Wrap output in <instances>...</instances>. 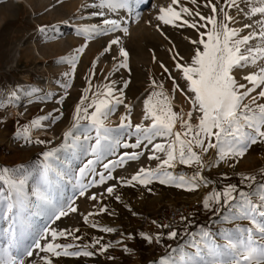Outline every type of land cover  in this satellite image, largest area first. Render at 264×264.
Wrapping results in <instances>:
<instances>
[{"label":"rangeland","instance_id":"rangeland-1","mask_svg":"<svg viewBox=\"0 0 264 264\" xmlns=\"http://www.w3.org/2000/svg\"><path fill=\"white\" fill-rule=\"evenodd\" d=\"M84 1L0 0V168L16 169V174L25 179V191L29 195L40 182L41 166L44 162L42 153L61 148L64 143V133L73 126L75 108L80 104L85 89L90 88L87 92L89 98L84 101L83 106L91 103L93 93L103 90L105 84L114 82L115 95L123 94V103L117 105L114 110V117L118 116L116 118L118 121H105L107 127L118 130L121 144L135 142V136L130 133L136 125L151 124V119H145L144 101L152 92L161 91L158 85H163L162 90L167 94L170 104L171 95L183 104L187 114L193 111L190 99L193 94L187 90L182 72L176 69L172 57L178 52L179 56L183 57L181 63H190L196 47L190 43V40L198 39L199 35L195 29L187 26L163 25L156 19L159 8L167 7L171 0H146L142 8V11L146 13L140 14V27L145 31L143 35L119 38L115 32H108L96 34L91 39L81 35L78 29L90 26L85 21L87 18L92 17L91 22L98 24L101 17L93 14L99 10L98 4L94 5L96 8H91L86 13L77 12L80 10L76 3L82 6ZM205 2L206 0H197V4L193 5L190 0H181V3L193 12L200 11L202 15L207 16L211 13L210 8L204 6ZM212 2L216 3V0ZM219 7H225L226 11L232 15L234 8L228 9L224 0H220ZM239 15L245 18L242 13ZM186 18L197 21L199 19L195 16ZM217 18H221L219 14ZM235 23L236 19L229 26L237 28ZM117 37L119 44L113 45L110 51H105L109 42ZM82 46H85L84 51L77 56L76 49ZM35 47L38 48V53L34 51ZM121 48L127 52V67L119 66L124 61L120 55ZM64 58H75L74 70L70 63L64 62ZM161 64L169 71L165 72ZM241 72L242 70H236L234 75L238 82L246 83L242 79L244 75ZM153 81H156V86L152 85V89L146 93L143 105L136 106L133 112L126 113L125 107H130L128 104L130 100L147 84H153ZM174 81L179 85L176 90H173ZM16 93L20 95L44 93V95L19 106L14 99ZM156 99L157 97H153V102ZM258 102L264 103V99ZM244 103H248V100L246 99ZM171 107L182 116L183 112L180 108L173 104ZM92 110L94 109H89V111ZM198 115V112L193 111V123L196 122L195 118ZM40 117H48V119L41 120L39 128L32 127V121ZM184 119H187V115ZM122 121L124 124L130 122L132 128L121 129ZM86 123L82 121V124ZM25 127H28L27 134L31 142L17 137V133H22ZM40 129L47 134H42ZM178 130H180L179 123L174 131ZM81 132L83 129L78 130L76 134L81 136ZM91 134L94 135V133ZM37 135L40 136L35 137ZM37 141H45V143H37ZM159 142H162L159 138L154 141V143ZM81 143H83V136H81ZM84 148H87V144H84ZM133 151H143L144 154L136 161H128L124 166L117 167L112 172L113 179L88 187L83 196L79 195L78 169L88 159H94V157L83 149L61 150L57 153L59 167L67 171L68 175L57 181L51 191L54 197L59 195L62 202L74 201L73 206L77 208V211L50 224L51 228L58 231L63 229L71 231V235L58 237L56 243L73 244L74 247L68 249L69 251L81 250L84 245H92L95 240H99L100 243L87 249L94 253L91 257H53L49 253H40L36 250L33 257L26 260V264H44L41 256H48L52 264H161V259H166L178 246L181 249L192 250L194 237L198 243L202 231L209 232L212 238L222 243L224 233L234 232L237 226H249L248 221L245 220L231 222L225 220V216L231 215L230 209H226L219 219L214 220L210 214L215 203H212L209 209H205L203 200L213 192H223L228 186L225 185L221 190L215 191L213 183L208 179L212 174L228 176L264 170V141L251 145L242 157L219 160L215 149L202 153L206 165L215 162L212 166L199 168L197 165L189 167L177 163L173 169H170L174 174L183 173L191 176L200 171L206 179L207 184H201L198 189L192 191L171 184H161L158 181H153L146 186L136 182H134L135 186L123 184L121 178L130 179L140 168L154 169L159 163L158 160L148 158L151 152L143 146L141 149L117 147L115 154L108 155L101 163L94 165L96 172H104L102 164L108 159L115 160L120 154ZM158 155L163 158L164 154L158 153ZM93 178L99 180L98 175L89 174L83 178V182L88 183ZM110 186L114 187L112 194L106 192V188ZM93 194L96 195V200L90 198ZM251 195L256 197L257 192L254 190ZM116 196L120 197L119 201L116 200ZM195 197H201L202 204L193 213L200 212L207 215L211 221H214L213 226L195 230L178 244L175 243V238L169 239L164 235L157 243L155 237L160 234L158 232L160 223L158 220L147 223L146 217H155L167 203ZM101 207H106L107 212H100ZM89 213L93 215H88ZM85 216H88L87 222L84 220ZM6 217L7 213L3 205H0V232L10 223ZM45 223H48L46 217H30L33 233L42 229ZM104 227L114 228L115 231L103 232L101 229ZM76 229L79 231H75ZM141 233L152 236L153 242L149 243L142 238ZM74 237L80 239L77 240ZM102 245L111 246L101 253L99 248ZM125 246L127 251L124 250ZM168 247L170 250H167Z\"/></svg>","mask_w":264,"mask_h":264},{"label":"snow or ice","instance_id":"snow-or-ice-1","mask_svg":"<svg viewBox=\"0 0 264 264\" xmlns=\"http://www.w3.org/2000/svg\"><path fill=\"white\" fill-rule=\"evenodd\" d=\"M143 2L144 0H140V3ZM134 3L135 0H99V10L94 15L101 17L100 22L78 29V32L85 38L117 30L126 33L127 28L122 26L119 19L108 17L122 10H130L134 7ZM190 3L196 5L197 0H190ZM219 3L220 0H216V3L206 0L204 6L210 8L211 14L205 16L200 11L193 12L192 9L184 6L181 0H171L167 7L159 8V14L156 16L163 25L187 26L198 32L199 38L190 40V43L196 46L190 63H181L183 57H180L178 52L172 57L176 69L182 72L187 90L193 94L190 98L192 109L199 113L195 123H193V111H190L187 119H184L172 109L161 84L158 85L161 91L152 92L144 101L145 119H151V124L136 125L130 133L135 136V142L121 144L118 130L105 125V121L115 107L123 103V94L115 95L116 89L112 82L105 84L103 90L93 93L91 103L87 106L83 104L89 98L87 92L90 88L85 89L80 104L75 108L73 126L64 133V143L61 148L42 153L44 162L41 166L40 182L31 195L25 191L26 181L16 174V169L0 168V205H3L7 213L6 218L10 221L8 227L0 232V240H2L0 264H26V260L32 258L36 250L40 253H49L53 257L94 255L87 249L95 247L100 243L99 240H95L92 245H84L81 250L69 251L68 249L74 247L73 244H60L56 243V240L58 237L71 235V231L67 229L58 231L50 227V224H54L61 217L77 211L73 206L74 201L62 202L59 195L54 197L51 191L57 181L68 175L67 171L59 167L57 153L61 150L83 149L94 157L88 159L78 169L79 195L83 196L88 187L113 179L112 172L117 167L124 166L128 161H136L144 154L143 151L124 152L115 160L108 159L102 164L104 172L97 173L94 165L101 163L108 155L115 154L116 148L120 146L132 149H141L143 146L151 152L148 157L150 160L159 161L154 169L140 168L130 179L121 178L123 184L135 186L134 182H136L146 186L158 181L161 184H171L192 191L198 189L201 184H207L206 179L200 171L191 176L183 173L174 174L170 169H173L177 163L189 167L197 165L199 168L212 166L215 162L206 165L202 153L215 149L219 160L242 157L251 145L264 141V103L258 102L264 99V64L259 63L264 61V0H224L228 9L235 8L238 14L242 13L246 19L252 21L243 25L244 29H252L243 35L241 34L243 29L229 26L230 23L235 22V17L230 15L225 7L218 8ZM218 14L220 19L217 18ZM257 15L260 19L253 20ZM194 16L199 18L198 21L186 18ZM157 27L159 29V25ZM254 41L259 43H253ZM119 42L118 37L112 39L105 51H110L111 47ZM84 47L76 49L77 56L83 53ZM120 55L124 61L119 66L127 67L126 50L121 48ZM64 62L70 63L74 70L75 58H64ZM253 66L256 70L242 77L246 83L238 82L234 72ZM161 67L165 72L169 71L163 64ZM152 83L156 86V81ZM178 87L179 85L174 81L173 90ZM153 97H157L155 102ZM246 99L248 103H244ZM89 109L94 110L89 111ZM44 119L48 117L33 120L31 126L39 128L41 120ZM82 121L87 123L82 124ZM177 123L180 130L174 131ZM120 128H132V125L130 122L124 124L122 121ZM80 129H83L81 132L83 143L81 136L76 134ZM27 133L28 127H25L22 133H17V137L31 142ZM158 138L162 142L154 143ZM37 143H45V141H37ZM84 144H87V148H84ZM158 153L164 154L163 158ZM89 174L98 175L99 180L93 178L88 183H84L83 178ZM245 181L250 182L251 187L256 182V177L243 176L242 182ZM255 191L257 195L253 197L249 192L238 190L237 185L230 184L223 192H213L205 197L203 200L205 209H209L212 203L220 204L222 201L223 205L231 210V215L225 216V220L229 222L245 220L248 221L249 226H237L234 232L224 233L222 243L212 238L209 232L202 231L198 243L194 237L192 250L181 249L178 246L166 259H161V264H264V183H260ZM106 192L112 194L114 187H107ZM90 198L96 200V195L93 194ZM115 198L117 201L120 200L119 196ZM99 211L107 212V208L101 207ZM32 216L46 217L48 223L33 233L30 225ZM84 220L87 222L88 216H85ZM161 227L167 226L161 225ZM101 231L111 233L115 229L104 227ZM141 236L149 243L153 242L152 236L143 233ZM161 236L162 234L156 235L157 243L160 242ZM167 236L169 239H174L177 232L173 230ZM74 239L80 238L74 237ZM110 246L102 245L99 251L105 252ZM124 250H128L126 246ZM41 259L44 264H52L48 256H41Z\"/></svg>","mask_w":264,"mask_h":264},{"label":"bare ground","instance_id":"bare-ground-1","mask_svg":"<svg viewBox=\"0 0 264 264\" xmlns=\"http://www.w3.org/2000/svg\"><path fill=\"white\" fill-rule=\"evenodd\" d=\"M27 2V1H26ZM147 1L146 0H144V2L143 3H140V0H135V3H134V7H132L130 10H122V11H120L119 13H117V14H114V15H111V16H109L108 18H114V19H119L121 22H122V26L124 27V28H127V32L125 33V32H123V31H121V30H117V31H115V34L120 38V37H128V38H132V37H136L137 35H143L144 34V30L142 29V27H140V23H141V18H140V14L142 13V14H145L143 11H142V8H143V6L145 5V3H146ZM28 3V2H27ZM81 3V2H80ZM96 4H98V7H99V0H85L84 1V3L82 4V6H80L79 4H77L76 3V6H78V8H79V10L80 11H78L77 10V12H80V13H86V12H88V11H90L91 10V8H96ZM94 5H96V6H94ZM242 7H243V5H242ZM72 9V8H71ZM75 9H76V7H75ZM76 11V10H75ZM98 11V10H97ZM96 12V11H95ZM94 12V13H95ZM93 13V14H94ZM232 15L235 17V19H236V23H235V25H237L238 27L237 28H241V29H243V31H242V35L243 34H247L248 32H250V31H252V29H244L243 28V25L245 24V23H252V21H250V20H248V19H246V18H243V16H241V15H239L238 13H237V11H236V9L234 8L233 10H232ZM90 15H88V17H89ZM81 18V17H80ZM92 17H89V18H87L85 21L87 22V23H89V25L90 26H92V25H95V23H93V22H91L92 20ZM256 19H260V17H259V15H257V17H254L253 18V20H256ZM236 27V26H235ZM95 36V35H94ZM90 39L91 38H93V37H89ZM88 40V39H87ZM86 40V41H87ZM253 43H259V41H254ZM88 43L86 42V45H87ZM93 45V44H92ZM21 47V46H20ZM35 50L34 51H36V53H38V48L37 47H35L34 48ZM35 53V54H36ZM22 54V53H21ZM259 63H261V64H264V61H260ZM256 70V68H255V66H253V67H249V68H246V69H243L242 70V74L243 75H246V74H248L249 72H252V71H255ZM45 77H47V76H45ZM153 84H147V86L144 88V89H142L141 90V92H139L135 97H133L131 100H130V102L128 103L129 104V108H128V106L127 107H125V108H127L126 109V113H127V111H130V112H133L134 110H135V107L136 106H141V105H143V99H144V96L146 95V93H147V91L151 88V86H152ZM45 87V86H44ZM50 87V86H49ZM19 93V92H18ZM18 93H16L15 94V97H14V99L16 100V103L20 106V105H23L24 103H27V102H29V101H31V100H34V99H38V98H40L41 96H43L44 95V93H32V94H25V95H20V94H18ZM26 93V92H25ZM170 99H171V104H173L174 106H176V107H178V108H180L181 110H182V112H183V114H182V117L184 118L186 115H187V111H186V109L184 108V106H183V104L176 98H173V96H171L170 95ZM16 107H17V105H16ZM20 108V107H19ZM18 108H16V110H17ZM115 110V109H114ZM17 112H19V110H17ZM114 111L108 116V118H107V120L106 121H108V122H116V121H118L116 118L118 117H114ZM13 115H15L14 113H13ZM119 115V114H118ZM123 116V115H122ZM40 132L42 133V134H47V133H45L44 132V130L43 129H40ZM41 135V134H40ZM40 135H37V136H35V137H38V136H40ZM1 221V220H0Z\"/></svg>","mask_w":264,"mask_h":264},{"label":"trees","instance_id":"trees-1","mask_svg":"<svg viewBox=\"0 0 264 264\" xmlns=\"http://www.w3.org/2000/svg\"><path fill=\"white\" fill-rule=\"evenodd\" d=\"M243 176H255L256 182L250 187V182H242ZM208 179L213 183L215 191L221 190L225 185L234 184L237 185L238 190L252 193L260 183H264V171L260 170L250 174L236 173L229 174L228 176L212 174L208 177ZM226 209H228L227 206H224L223 202L221 201L220 204H215L214 209L210 215L214 220L219 219ZM213 224L214 221H211L207 215H204L200 212H197L196 214L193 213L189 217L182 219L177 225V236L175 238V243H181L195 230L200 228H211ZM167 250H170V247H168Z\"/></svg>","mask_w":264,"mask_h":264},{"label":"built area","instance_id":"built-area-1","mask_svg":"<svg viewBox=\"0 0 264 264\" xmlns=\"http://www.w3.org/2000/svg\"><path fill=\"white\" fill-rule=\"evenodd\" d=\"M202 204L201 197H195L193 199H185L176 202L167 203L155 217H146L147 223H152L154 220H158L160 227L158 232L164 236L173 230L176 231V227L179 222L189 217L196 209H198ZM161 225H166L167 227H161Z\"/></svg>","mask_w":264,"mask_h":264},{"label":"crops","instance_id":"crops-1","mask_svg":"<svg viewBox=\"0 0 264 264\" xmlns=\"http://www.w3.org/2000/svg\"><path fill=\"white\" fill-rule=\"evenodd\" d=\"M150 89H152V88H150ZM150 89H149V90H150ZM149 90H148V91H149ZM148 91H147V92H148ZM173 106H174V105H173ZM176 126H177V125H176Z\"/></svg>","mask_w":264,"mask_h":264}]
</instances>
